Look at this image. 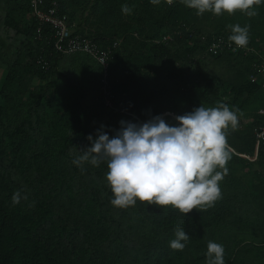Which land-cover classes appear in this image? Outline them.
Instances as JSON below:
<instances>
[{
    "label": "trees",
    "instance_id": "trees-1",
    "mask_svg": "<svg viewBox=\"0 0 264 264\" xmlns=\"http://www.w3.org/2000/svg\"><path fill=\"white\" fill-rule=\"evenodd\" d=\"M44 1H56L72 37L88 36L113 58L106 72L86 52L56 50L30 0H0V264H206L209 241L223 245L225 264H264V151L256 154L255 133L264 123V0L253 17L197 15L181 0ZM236 24L250 26L246 48L229 40ZM221 104L238 125L227 129L221 199L206 210L184 215L139 199L114 207L107 160L72 163L98 129L111 138L121 120L155 115L176 125L177 115ZM179 228L189 235L182 251L169 247Z\"/></svg>",
    "mask_w": 264,
    "mask_h": 264
},
{
    "label": "clouds",
    "instance_id": "clouds-1",
    "mask_svg": "<svg viewBox=\"0 0 264 264\" xmlns=\"http://www.w3.org/2000/svg\"><path fill=\"white\" fill-rule=\"evenodd\" d=\"M153 5L160 0H150ZM187 7L195 9L197 15L206 11L219 16L223 12H244L247 16L258 15L254 6L262 0H181ZM172 5L173 0H166ZM123 14H131L128 5H122ZM36 19V18H35ZM232 34L229 40L238 48H246L249 42V25H228ZM215 45L213 46V49ZM176 125L166 123L163 115L152 116L139 123L121 120V127L110 138L107 132L97 130L95 139H88L92 146L72 163L82 167L90 161L98 166L107 160L106 180L114 198L110 203L117 208L134 206L137 199L160 207L178 209L184 215L193 209L206 210L221 199L219 182L228 173L227 162L231 158L227 145L229 125L235 129L238 117L225 104L175 116ZM219 169V170H218ZM17 191L12 196L13 204L20 202ZM189 235L182 228L175 232L169 242L173 250L182 251ZM206 264H225L224 247L209 241Z\"/></svg>",
    "mask_w": 264,
    "mask_h": 264
},
{
    "label": "built area",
    "instance_id": "built-area-1",
    "mask_svg": "<svg viewBox=\"0 0 264 264\" xmlns=\"http://www.w3.org/2000/svg\"><path fill=\"white\" fill-rule=\"evenodd\" d=\"M30 4L36 20L41 24H49L52 27L56 50L63 53L86 52L103 65L104 70L107 72L109 61L113 58V55L110 54L109 50L98 47L88 36L75 35L72 37L65 16H61L58 12L56 1H53L50 6H47L44 0H30ZM260 70L264 73V64L260 67ZM104 90L106 104L114 107V96H111L110 88ZM261 114L264 116V109L261 110ZM255 133L257 136L256 154H258L261 148L264 151V123L255 128ZM256 158L257 156L253 159Z\"/></svg>",
    "mask_w": 264,
    "mask_h": 264
},
{
    "label": "rangeland",
    "instance_id": "rangeland-1",
    "mask_svg": "<svg viewBox=\"0 0 264 264\" xmlns=\"http://www.w3.org/2000/svg\"><path fill=\"white\" fill-rule=\"evenodd\" d=\"M263 104H260V103H256L254 106L256 107L255 109H256V111L258 110H260V106H262ZM257 111V112H258Z\"/></svg>",
    "mask_w": 264,
    "mask_h": 264
}]
</instances>
